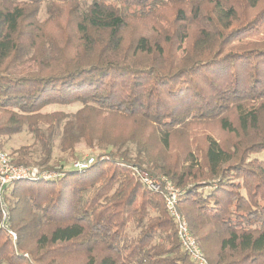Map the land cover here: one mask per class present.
I'll use <instances>...</instances> for the list:
<instances>
[{
    "label": "trees",
    "instance_id": "16d2710c",
    "mask_svg": "<svg viewBox=\"0 0 264 264\" xmlns=\"http://www.w3.org/2000/svg\"><path fill=\"white\" fill-rule=\"evenodd\" d=\"M24 129L41 158L12 162L58 175L4 195L0 264H194L133 167L209 264H264V0H0V137ZM56 139L93 164L54 169Z\"/></svg>",
    "mask_w": 264,
    "mask_h": 264
},
{
    "label": "built area",
    "instance_id": "2783aa9c",
    "mask_svg": "<svg viewBox=\"0 0 264 264\" xmlns=\"http://www.w3.org/2000/svg\"><path fill=\"white\" fill-rule=\"evenodd\" d=\"M94 162V158L85 159L82 161H72L69 164L70 168L87 169ZM133 172L136 178L147 189L160 192L163 196L165 208L176 223V235L181 247L188 253L191 261L194 264H209L203 251L201 250L198 241L191 233L188 222L183 214L177 210L178 197L180 191L172 182L165 176H153L146 172V170L133 167ZM58 175L57 172L42 171L35 166L16 165L12 162L10 156L0 148V206L2 211V220L8 219V210L4 203V195L10 189L12 184L22 178H54ZM6 226V223H4ZM12 239L15 240L16 235L12 231H8Z\"/></svg>",
    "mask_w": 264,
    "mask_h": 264
},
{
    "label": "rangeland",
    "instance_id": "374dc122",
    "mask_svg": "<svg viewBox=\"0 0 264 264\" xmlns=\"http://www.w3.org/2000/svg\"><path fill=\"white\" fill-rule=\"evenodd\" d=\"M43 16H44V11L40 13V17L43 18ZM82 106L83 105L81 103H74L70 105L53 104L44 107L42 109V112L51 113L58 111L70 115L76 113L79 109L82 108ZM0 146L4 150V152L7 153L8 155L12 150L17 149L21 146H30L33 159L35 161H39V159L41 158L40 146L37 143H34L32 134L27 129H24L23 132H21L20 134L11 137H0ZM129 148L131 149V156H133L134 149L132 145ZM97 153L98 151L91 149L83 141H80L75 145L72 153H69L68 151L60 150L59 140L56 139L53 142L49 164L55 166L54 169H58L61 167L67 169L69 164L72 163V161H76V160L82 161L85 159H89L91 157L95 158ZM138 169L145 170L143 168H138ZM177 210L179 211L178 205H177Z\"/></svg>",
    "mask_w": 264,
    "mask_h": 264
}]
</instances>
